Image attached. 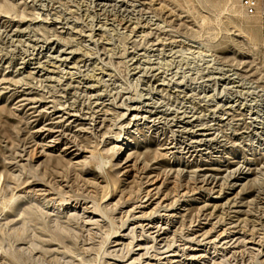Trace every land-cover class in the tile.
I'll return each mask as SVG.
<instances>
[{
	"label": "rangeland",
	"instance_id": "rangeland-1",
	"mask_svg": "<svg viewBox=\"0 0 264 264\" xmlns=\"http://www.w3.org/2000/svg\"><path fill=\"white\" fill-rule=\"evenodd\" d=\"M160 1L176 19H158L139 0H0V264H128L139 251L112 245L143 210L179 216L160 249L142 236L150 255L175 247L184 258L183 244L200 239L208 257L193 264H264V39L261 27L255 40L246 31L259 17L239 0ZM47 45L76 49L82 61L51 81L24 77L22 58ZM157 64L161 81L140 68ZM91 83L96 90L86 89ZM25 93L31 99L19 101ZM140 94L194 111L222 145L186 153L189 135L171 122L125 127L123 113ZM58 106L83 119L59 122ZM69 140L84 150L77 164L63 151ZM239 167L249 179L225 203L202 176Z\"/></svg>",
	"mask_w": 264,
	"mask_h": 264
},
{
	"label": "bare ground",
	"instance_id": "bare-ground-1",
	"mask_svg": "<svg viewBox=\"0 0 264 264\" xmlns=\"http://www.w3.org/2000/svg\"><path fill=\"white\" fill-rule=\"evenodd\" d=\"M95 1L97 2V5H100V7H101L102 5L106 4L105 1H107V0H95ZM139 1H141L142 5L149 8L151 11H153L158 16V19L163 20L164 22L169 23L176 16V14L173 12V10L170 7H168L166 4L161 2L160 0H139ZM103 8H104V6H103ZM155 18H157V17H155ZM174 19H176V18H174ZM259 25L256 22H249L248 23V25L246 27V31L248 32L251 39L255 40L257 38L259 31H260ZM139 27L145 28V27H147V25L145 23V25H140ZM155 28L158 29L157 27H155ZM22 29H18L17 31L21 32V31H23ZM151 29L149 30V32L150 31L152 32ZM76 30H77V28H76ZM74 31H75V29H74ZM162 34H163V32H162ZM158 36L160 38H158ZM158 36H157V38H158L157 43L160 45L161 43H163V40H166V38L160 36V34H158ZM172 40L176 41V40H174V38ZM163 45H165V42L163 43ZM54 52L55 53L57 52V53L55 54ZM36 55L28 56V58H26V57L22 58L23 61L21 64H23V66H21L20 69L22 70L21 73L26 72V75L24 77H28L31 75H38L39 77H41L45 81H51L53 79V77L50 76L49 74L56 72L57 70H60L61 66L65 65V67L69 69L66 72L68 73V75H70L73 72L71 70L74 68H77L79 66L78 65L79 62L82 61L81 55L76 49H71L69 51H67L66 49L57 50L56 47H53V46L48 47V45L45 47L43 46L42 50ZM149 60L146 59V61L151 64V62ZM157 63L159 64V62H157ZM154 66H146L145 65L144 67H140V68H143V70H147V69L153 70L154 73L152 74V76L154 78L158 79L159 81H161V78H160L161 77V69H162L161 67H163V66L162 65H158L157 67H156V65H154ZM70 77L72 78V75ZM227 78L233 82H236L235 77H229L228 76ZM98 79H99L98 77H93V79L91 78V81L94 80V82H95ZM99 80H98V82H99ZM163 80L164 79H162V82H160L159 85H164ZM23 86H25V85H23ZM85 87H86V89L93 91V90H96V87H98V85H97V83H91V84L86 85ZM21 88H24V87H21ZM24 89H26V88H24ZM99 94H101V93H99ZM26 95H27V93L24 94V96H26ZM143 95L140 94L136 98H133V101H138L139 103H137L136 105H128L126 107L127 111L125 113H123V117H125L127 114H129V116L127 117L128 120L126 121L125 127L133 128L134 126H136V129H140L141 128L140 126L147 125V124H152L151 127H154V126H158L159 123H162L163 121L168 122V123L171 122V126H177L178 128L180 127L179 128L180 130L177 129V131H184V132L188 133V135H189V138L187 137V141L186 140L183 141V144L185 142V145L183 147L180 146V148L182 147L183 149L187 150L186 153H189L190 151H191V153H193L197 150H198V152L199 151L201 152L205 149L212 147L213 144H220L223 141V140L219 141V139H217L214 136L209 137V136L213 135V132H212V130L214 129L213 125L205 123V122H203V120H200V116L196 115L194 111L193 112L191 110L188 111L187 109H185V110L183 109V111H178V110L174 111L173 108L172 109L169 107L167 108L166 106H165L166 108H163V106L161 104H159L158 102L155 101L153 96H151V95L143 96ZM29 99H31V98L26 96V97H23L19 101L23 102V101L29 100ZM232 106L233 105L229 104L226 106V108L230 109V108H232ZM48 108H50V107H48ZM56 112H62V114H59L56 117V118H60L59 122H62L65 119V120L69 121V124H70V122L73 123L79 118L83 119L82 116H80V114H79L80 109H76V107L75 108L59 107L56 109ZM72 117H75L76 119L72 120L71 119ZM129 130L130 129H128V131ZM116 141L121 142L122 140L120 138H118ZM69 142H72V141L69 140V141L65 142L64 147H63V151L66 152L67 150H70V154H72V156H71L72 159L70 158V159H68V161L71 164H75V163L77 164L80 162V159H78V158L80 155H82L84 150H82L79 147L78 143H74V145L78 146V147L72 149V146L69 145ZM171 143H174V142L172 141ZM177 144H178V142H175L174 145L170 146V148L176 147ZM220 145H222V144H220ZM201 146H203V147L206 146V148L205 147L202 148ZM115 148H117L118 151H121L123 149L122 145L116 146ZM76 150H82V152H78ZM130 156L131 155L129 154L128 157H130ZM177 171H178V169H177ZM226 172L227 173L224 175H220V173L215 172V171H213L211 173L208 172V173H204L202 177H203V181L205 182V184L211 185V187H210L211 191H213V189H215V187H219V190H217V193L219 195L218 197H221L223 193H226L227 194V196H226L227 200H226V202L225 201L224 202L229 203V201L231 199V197H229V195L234 194V191L238 187H241L240 188V190H241L243 188V186L246 185L247 181H245V180L249 179L250 172H249V170L246 171L243 168L241 169V167L234 168V169L226 171ZM224 183H227V189L230 190L229 193L222 192L224 189L222 187ZM163 199H165V196H164V198H162V200ZM199 199H201V198H199ZM159 202L160 201H158V203ZM152 203H153V201L150 202L149 204L142 205L140 207H148ZM158 203H156V205ZM99 209H100V207L95 205L93 215L91 217H89L90 221L94 220V217L97 215V212ZM181 210H184V208L183 209L181 208ZM147 213L148 212H144V210H143L140 215L133 214L132 218L130 220L136 221V224L133 225V227H130L131 230L129 233L123 234V235L119 234V236H118L119 238L116 239L112 245L114 248H117V247H124L125 244L128 243L129 248H130V250H129L130 253L132 251L134 253L135 252L134 250L139 251L137 253L138 256L133 257L128 264H193L194 262H196L199 259H203V261H204V259L206 257H208L206 251L204 253V250L201 248V244H200L201 240L200 239L198 240L199 242H197L195 244H192V242L190 244H187V242H185L183 244L182 251L184 250L185 252H183V254H186V256L184 258L180 257L179 251L181 248L176 249L175 247H174V249L171 248L172 250L168 251V253L160 252L157 254L150 255L149 249L146 245L147 244L146 238H142V236L146 235V236L151 237V240H153V244H150V245H153L151 247L156 248V246L158 245V247L160 249V246L162 244H166L169 242L170 237H171V233L173 232L172 226L174 223V218L179 217V216H178V213L165 214L166 215L165 217H170L171 219L173 218V221H172V220H170V218L168 219V218H162V217L160 219H156L152 216L146 218L145 215ZM137 229L140 230V232L138 230L139 235L137 234ZM200 230H202V229H199V231ZM224 232H225V230H224ZM130 234L133 235L132 239H130L129 242H126L124 239L130 238L131 237ZM223 234H224L223 231H221L217 235V237H220ZM201 235L202 234H199L198 236H201ZM138 237H139V239H138ZM135 241H137L136 242L137 244L134 245Z\"/></svg>",
	"mask_w": 264,
	"mask_h": 264
},
{
	"label": "built area",
	"instance_id": "built-area-1",
	"mask_svg": "<svg viewBox=\"0 0 264 264\" xmlns=\"http://www.w3.org/2000/svg\"><path fill=\"white\" fill-rule=\"evenodd\" d=\"M245 13L250 16H258L261 34L264 39V0H239Z\"/></svg>",
	"mask_w": 264,
	"mask_h": 264
}]
</instances>
